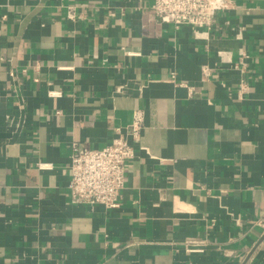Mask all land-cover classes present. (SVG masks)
<instances>
[{"label": "crops", "instance_id": "obj_1", "mask_svg": "<svg viewBox=\"0 0 264 264\" xmlns=\"http://www.w3.org/2000/svg\"><path fill=\"white\" fill-rule=\"evenodd\" d=\"M233 1L197 36L153 0H0V264H264V0ZM136 109L120 207L72 204V145Z\"/></svg>", "mask_w": 264, "mask_h": 264}, {"label": "built area", "instance_id": "obj_2", "mask_svg": "<svg viewBox=\"0 0 264 264\" xmlns=\"http://www.w3.org/2000/svg\"><path fill=\"white\" fill-rule=\"evenodd\" d=\"M234 6L233 0H153L151 13L154 24L161 26L172 24L177 28L189 27L197 36L211 32L216 20ZM68 18L76 20V8L68 7ZM150 23L144 25L145 34L153 36ZM240 62L234 64V69L242 76L247 73L245 59L249 55L241 51ZM222 58L224 56L220 54ZM210 69L203 68L205 77L210 76ZM173 74V78H175ZM223 86H226L223 83ZM238 90L245 93L248 90L246 80L241 79ZM121 88H118L120 92ZM58 95V94H55ZM144 112L136 109L131 123L126 131L117 129L113 141L101 149H88L74 143L70 156V181L68 191L71 203L89 207L103 206L108 210L120 207L122 192L127 183V171L136 158V149L130 140L141 141L144 130ZM146 150L145 147H141ZM40 170H51L52 164L39 163ZM204 241L190 239L185 242L188 252H204L201 248Z\"/></svg>", "mask_w": 264, "mask_h": 264}]
</instances>
